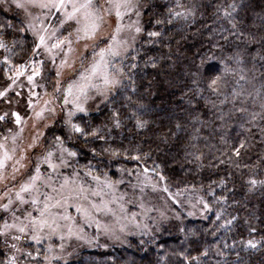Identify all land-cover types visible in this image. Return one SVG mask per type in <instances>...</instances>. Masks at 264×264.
I'll use <instances>...</instances> for the list:
<instances>
[{"label": "trees", "instance_id": "1", "mask_svg": "<svg viewBox=\"0 0 264 264\" xmlns=\"http://www.w3.org/2000/svg\"><path fill=\"white\" fill-rule=\"evenodd\" d=\"M140 2L143 32L123 62L122 84L98 109L74 119L98 130L97 137L75 134V163L111 179L118 169H147L172 189L199 190L208 211L156 237L86 251L65 264H264V0ZM7 21L21 26L0 5V24ZM153 31L160 35L149 36ZM5 40L1 83L33 48L26 30ZM215 76L221 79L213 91ZM54 134L63 137L62 126L47 132ZM241 140L238 157L232 148Z\"/></svg>", "mask_w": 264, "mask_h": 264}, {"label": "rangeland", "instance_id": "2", "mask_svg": "<svg viewBox=\"0 0 264 264\" xmlns=\"http://www.w3.org/2000/svg\"><path fill=\"white\" fill-rule=\"evenodd\" d=\"M93 2L104 4V0ZM132 4L133 8L122 10L123 14L119 20L115 10L111 14L100 12L103 22L98 31L103 42L100 39L85 37L83 32L77 33L76 29L85 23L82 17L80 24L75 20L61 24L60 21L64 19L63 10L34 7L30 9L31 17H25L21 11L14 8L7 11L15 14L18 20H25L23 27L33 41V48L34 43L39 42L37 30L46 28L47 32L41 34L45 35L49 48L57 39L63 40L67 37L72 41V50L69 51L67 43L60 48H52L51 52L44 47L34 52L32 48L28 59L22 65L5 72V80L0 82V91L8 89L6 95L0 97V115L8 114L4 121H0V143L5 145L9 154L13 148L16 149L13 158L6 161L5 174L12 172L21 150L32 141L33 125L36 123L35 112L41 108L53 109L45 111L43 119L39 121L43 135L37 147L28 150L30 160L26 162L27 167L16 174L13 183L17 187H12V192L15 193L18 185L28 179L30 172L35 174V167L38 165L40 169V179L36 182L38 193L32 194L38 195L41 201L37 207H43L45 194L54 197L49 201L50 204H54L55 200H61V194L65 197L59 206L50 209L53 215L49 217V221L54 219L55 225L52 229L47 227L44 229L39 243L30 238L22 237L19 241H14L9 237L8 245L15 243L20 249L16 251L4 243V237H0L2 264H5L13 254L18 264H37V261L39 264H65L83 252L95 250L105 252L114 247H124L130 238H153L162 234L165 228L166 230L175 226L179 228L189 219H201L206 216L208 208L199 190L172 189L164 184L160 177L135 167L118 169L113 179L108 176L98 177L79 170L75 156H69L67 151H63V149L73 151L71 141L75 134L71 130V123H74V119L87 116L98 109L115 95L122 84V72H119L116 73L119 83L110 91L98 76L92 78L86 88V96L79 91V87L86 83L80 79V73L87 75L90 66L100 60L98 53L101 48H107L108 44L112 43L118 52L115 56L106 54L107 67L101 69L112 74L116 69H121L126 57L141 39L143 6L140 0H132ZM1 6L4 9V6ZM137 12L140 14L137 15ZM29 19L34 25L33 28L27 27ZM117 23L120 25L118 33ZM137 27L141 28L140 32L136 31ZM112 35L116 36L114 42L110 39ZM95 44L98 46L94 47ZM82 53H86V56ZM65 60L67 63H62ZM34 67L39 70V74L33 77L32 83H29L27 77L32 74ZM18 71L23 74L17 76ZM57 72L60 73L59 76ZM10 77L12 79H9ZM12 80L16 81L15 84ZM69 85H72L71 95L67 92ZM65 96L68 99L67 104L64 102ZM46 100L50 101L47 105L44 103ZM76 104L83 106L86 113L78 111ZM13 112L21 115L22 125L15 123ZM69 113L72 115L69 116ZM59 126H62L64 135L60 137L62 145L56 140L57 135H51L50 138L47 136L51 128ZM21 127L24 129L23 132L13 142L12 136L19 132ZM49 150L53 152L55 169L50 168L43 160V155ZM3 151L0 149V155ZM61 185L65 187L61 189ZM13 201L8 212L0 209V228L5 221L8 224L19 223L20 220L27 223L28 221L21 215L25 210L31 212L33 217L39 216L31 204L18 205L14 195ZM4 203H7V200L2 198L0 193V205ZM17 208L19 210L15 215L20 217V220L14 221L13 209ZM64 216L69 219H63ZM10 232L18 234L15 229H11ZM37 251L39 256L35 260L25 255L32 252L36 256Z\"/></svg>", "mask_w": 264, "mask_h": 264}, {"label": "snow or ice", "instance_id": "3", "mask_svg": "<svg viewBox=\"0 0 264 264\" xmlns=\"http://www.w3.org/2000/svg\"><path fill=\"white\" fill-rule=\"evenodd\" d=\"M0 5L4 6L5 11H10L13 8L16 10L21 11L25 17H31V8L39 7V8H48L52 9L55 8L57 11L63 10L64 19L60 21L61 24H64L67 21H73L77 24L81 23V17L84 19L85 23L81 28H77L76 31L79 34L80 32L84 33L85 37L88 38H95L100 39L101 42L102 38L99 34V28L101 23L103 22V16L100 14L101 11L108 12L111 14L113 10H115V15L117 17V20H119L122 17V10H129L134 7L132 4V0H104V4L96 3L94 4L93 0H0ZM107 5V7H105ZM70 6V10H69ZM176 7H182L179 3H177ZM236 5L232 4L229 5L228 8H231L235 10ZM171 13V9L169 10ZM137 15L140 13L137 12ZM175 16H181L183 13L181 12H174L171 13ZM225 16L230 17L231 12H229L227 9H225ZM162 21L156 20V23L159 24ZM169 22H171L169 20ZM231 22V21H230ZM25 24V20L20 21V27H17L13 22L7 21L5 23L0 24V48H8V44L5 40V37L9 35L11 32H23L25 31V28L23 25ZM235 27V25H233ZM27 27L33 28L34 25L32 21L29 19L27 21ZM120 31V25L117 23L116 26V32L118 33ZM137 32L141 31L140 27L136 28ZM43 32H47V29H40L37 30L36 34L38 36V43H34L33 51L35 52L36 49H39L41 47H44L46 50L51 52L52 48H60L61 45L67 43L69 51H71V45L72 41L65 37L63 40L57 39V42L51 45V48H49L45 35L41 34ZM71 35V33H69ZM159 32H149V36H159ZM79 39V35L77 36ZM111 41H116V36H111ZM98 44H95L94 47H97ZM112 55L115 56L118 54L117 50L113 48L112 43L108 44L107 48H101L100 52L98 53L100 60L94 62L90 69L88 70V74L85 75L84 73H80V79L82 81H86L85 84L81 85L79 87V91L81 94L86 96V88L90 85L92 78L99 77L103 84L108 86V90L110 91L112 87L117 85L119 83V79L117 78L116 73L121 72V69H116L115 73L110 74L108 71L104 70L101 71L102 68L106 69L107 67V61L105 60V55ZM82 55L86 56V53H82ZM62 63H67V60L62 61ZM20 68H23V66H20ZM23 74L21 71L17 72V76ZM39 74V70L37 68H33L32 74L29 75L28 81L29 83L33 82V77L35 75ZM60 73L57 72V76H59ZM9 79H12L11 77ZM220 77L215 76L210 79L209 82V88H211L213 91H216L219 87L220 83ZM15 80H12V83L15 84ZM95 87V85H91ZM11 87V85H9ZM7 88L4 91H0V97H4L7 92ZM68 94H72V85H69V88L67 90ZM19 95V93H17ZM65 104L68 103L67 96L64 98ZM45 105L49 104L50 101L46 100ZM29 107H31V101H29ZM264 107V105H262ZM76 109L80 112H85L86 109L81 106L80 104H76ZM45 111H53V109H47V108H41L40 111L35 112V118L36 123L33 125L34 133L32 136V141L29 143L24 149L21 150V155L18 159L15 160V165L13 166L12 172L10 174H5L6 169V161L11 160L13 156L15 155L16 149L13 148L11 154H9V151L5 148V145L3 143H0V149H3V154L0 155V193H2V198L7 200V203H4L0 205V209H2L4 212H8L13 205V195L15 197V202L18 205H26L31 204L35 210L39 213L38 217H33L31 212H28L25 210L21 213L25 217V219L28 221L27 223H24L23 220H20V217L15 215V212L19 209H13V218L15 220H20L19 223H13L8 224L7 221L4 222V225L2 228H0V237H4V243L8 245V238L10 237L11 240L19 241L22 237L24 238H30L31 240L39 243L41 239V234L43 233L44 229L47 227L49 229L53 228V225H55V220L49 221V217L53 214L50 212V209L52 207H57L61 204V200H64L65 197L61 194V200H55L54 204H50L49 201L53 200L54 197L45 194L43 207H37L41 201L39 199L38 195H32L33 193H38V187H37V181L40 179L39 176V166L37 165L35 167V174L29 173L28 179L24 181L23 183H20L18 185V190L15 191V193L12 192V187H17L13 182L16 180V174L20 172L22 168L27 167V161L30 160V153L29 149H35L40 141V137L43 135V132L41 128L39 127V121L43 119V113ZM7 113L4 115H0V121H4L7 117ZM72 113H69V116H71ZM12 116L15 119V123L17 125H22V117L18 112H13ZM114 123L117 127H119L120 121L117 117H113ZM253 119H255V114L253 115ZM69 123H71L69 121ZM138 126H143L142 124H138ZM179 127V125H177ZM23 127L20 128L19 132L15 133L12 136L13 142L16 141L17 137L21 135L23 132ZM71 130L74 134H78L81 137L87 138L88 136L97 137L98 136V130L97 129H91L88 125H85L84 127H81L78 124L71 123ZM11 131V129H9ZM261 132L264 133V128L261 129ZM103 138V137H98ZM57 141H60V137H56ZM87 142V141H86ZM62 141H60V144L62 145ZM245 148L244 141H239L238 145H234L232 148V151L236 154V156H241V150ZM63 151H67V154L69 156H75L76 153L74 151H70L67 149H63ZM105 151H111V155L116 156L119 154L118 150L116 149H105ZM53 152L51 150L47 151L45 155H43V160L45 163L48 164V166L52 169L56 168V164L53 163L52 160ZM138 159V157H136ZM63 163L64 161L61 160ZM147 171V169L145 170ZM98 179V178H97ZM161 179H164L163 176H161ZM67 183V181L65 182ZM250 184L255 185L257 183L256 180L252 179L249 181ZM260 183H264V181H261ZM11 185V187H10ZM65 185H61V189H63ZM53 191L55 192L56 189L53 186ZM167 191V189H165ZM63 219H69V217L64 216ZM230 223V221H229ZM11 229H15V232L18 234H12L10 232ZM249 247L255 248L256 242L249 240L247 242ZM11 249H15L16 251H20V249L17 248V245L15 243H12L8 245ZM27 257L32 258L33 260L36 259V257L39 256V252L37 251L36 256L33 255L32 252H27L25 254ZM45 260H47V257H45ZM5 264H18L17 258L15 254L10 256L6 261ZM37 264H39V261H37Z\"/></svg>", "mask_w": 264, "mask_h": 264}]
</instances>
